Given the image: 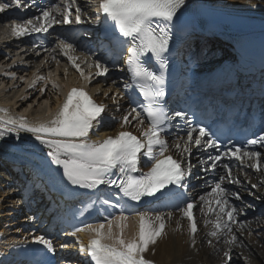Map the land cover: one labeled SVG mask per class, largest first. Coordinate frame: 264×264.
<instances>
[{"label":"snow or ice","instance_id":"6c2138e0","mask_svg":"<svg viewBox=\"0 0 264 264\" xmlns=\"http://www.w3.org/2000/svg\"><path fill=\"white\" fill-rule=\"evenodd\" d=\"M185 0H99L98 13L104 14L106 23L118 31L120 36L127 38V56L124 61L130 74L131 83L124 84L125 92L133 86L139 90L145 98V103L133 107L121 118V129L138 122L141 128L139 135L130 131L121 130L115 135H107L103 139H91V135L104 126V113L106 105L98 103L91 94L83 87H72L66 93L62 103L48 120L37 123H29L24 115L18 117L0 116V138L13 133L19 138L20 132L31 133L39 145L44 146L50 163L62 170V176L74 186L96 190L100 186H114L122 197L128 200L140 202L144 197L170 198L174 193L169 191V186L183 187L185 178L190 175L191 166L187 168L182 161L174 158L169 153L168 143L163 138L167 131L165 125L174 117L184 118L183 112H175L174 117L169 115L161 105L164 96L162 85L164 84L163 72H157L148 65L147 61L156 60L161 70L166 68L168 61L164 59V53L169 47V33L166 27L158 24L153 26L154 21H173L178 9ZM22 0H12V5L21 7ZM10 7L9 4H0V11ZM75 9L74 22L82 23L81 8L77 0H60V4L53 5L50 9L41 12L34 20H27L23 24L11 23L13 36H24L25 34L47 33L55 24L73 23L72 9ZM59 14L62 19H57ZM58 47L62 55L66 56L71 66L80 74V77L91 83L95 77L107 76L109 69L100 60H92L85 57L81 59L73 55L75 49L70 43L59 41ZM79 61V62H78ZM86 64L88 69L95 68V72H85L81 66ZM67 69H65V73ZM45 80V77L34 75L28 88H33L37 81ZM115 83V81H113ZM55 89L58 87L52 84ZM46 86L40 88L44 93ZM99 89H97V93ZM118 91L112 94L113 103H117ZM105 96L109 93L105 92ZM135 103V101H132ZM47 103V101H46ZM31 107V105L29 106ZM139 108V110H138ZM0 112L7 113L8 109L0 108ZM145 119L148 121L147 128H143ZM194 133H198L195 134ZM208 135L204 127L187 129V138L183 146L179 141L173 147L180 152L191 154V145L196 147H218L216 139L204 138ZM264 142V134L257 139L247 141L248 145ZM231 156L239 160L241 164L246 161H254L248 166L261 171V154L254 151H245L241 147L235 150L229 149L218 155L208 157L206 163L211 169H216L222 157ZM150 163L145 172L139 170L142 162ZM226 176L220 177L211 192L207 196H201V211L205 215L215 214L214 220H206L212 225V230L207 234L219 239L227 236L226 244H236L237 236L234 234L232 225L237 223V209L229 203L230 197L237 200L242 199L239 192H229L222 184L227 179L229 182L238 183L232 177L229 164H222ZM116 178L113 179L112 176ZM257 185L253 184L252 188ZM109 207H119L118 202L109 199L101 201ZM207 205V211L204 206ZM196 205L188 200L182 207H178L180 216L188 221L187 231L191 245L196 244L198 231L197 221L193 209ZM126 209L121 208L120 214L106 219L96 225H86L76 228L72 235L80 232L91 233L87 245L81 244L80 252L90 258L91 264H154L147 259L145 254L166 235V224L172 219L173 213H140L136 221V230L131 236L125 235L128 227V216ZM29 219H33L29 217ZM244 225L241 224V227ZM180 220L176 221V229H180ZM33 242L43 245L49 253H54L56 247L54 241L44 235H34ZM211 243V241H209ZM61 248L64 245H60ZM226 258L224 264L231 260L228 251L224 252ZM41 264V262H37Z\"/></svg>","mask_w":264,"mask_h":264},{"label":"bare ground","instance_id":"6f19581e","mask_svg":"<svg viewBox=\"0 0 264 264\" xmlns=\"http://www.w3.org/2000/svg\"><path fill=\"white\" fill-rule=\"evenodd\" d=\"M186 2L196 5L200 8H207L210 11H213L217 14H226L228 16H237V17H246L250 20H262L264 21V0H185ZM78 6L81 8V18L84 20L87 18H91L92 16L89 13L88 6L86 4L79 3ZM59 17V14H57ZM2 31V29L0 30ZM203 32V31H202ZM2 34V33H0ZM200 34V33H198ZM206 34H200L201 37ZM239 35H242V38H238ZM219 39L227 41V39L232 38V42L230 44L225 45L226 43L220 42L215 48L210 46V43L207 42L206 45L203 44V47L207 45L210 46V51H212L211 60L206 61L200 64V67L196 70V72H204V74L208 73L206 71L205 65H214L218 62L220 54L223 51H240V49L244 45L253 44L254 42L263 41L264 42V30L255 29L253 31H245V32H235V31H226L222 29V32H219L217 35ZM85 38V37H84ZM60 39V38H58ZM219 43V40H217ZM51 41L48 42V46L42 48V52H39L35 56L26 55L24 57L22 53L23 59L18 60L17 58H11L10 56L3 57L0 55V108H3L2 102H6V106L8 108L7 113L0 112V116H12L18 117L20 115H24L28 118V116L32 117L28 118L29 123H37L40 121L48 120L51 112L56 108V105L60 104L62 99V95L72 87H83L85 90H88L92 95L103 102L108 104L107 110L113 111L114 119L117 118L119 121V125H115L114 123H110L107 121V128L101 127L97 132L91 135V139H103L107 135H115L116 132L125 130V131H134L136 129V124L138 122H133L132 125L126 126L124 129H121V118L130 111L128 105H131L132 99L128 96L127 91L125 92L124 86H115L113 85L112 78L108 76L105 77H95L91 83H88L86 80L80 77L79 72H77L69 63L66 56L62 55L60 49L55 44H51ZM209 43V44H208ZM195 44H193L194 46ZM198 44V46H200ZM208 48V47H207ZM227 49V50H226ZM0 50H2V46H0ZM86 55V52L82 51ZM75 56L84 59L76 52L72 53ZM230 58V57H229ZM124 59L119 61V64L123 62ZM17 62H39L38 65L33 66L32 70L34 71V75H44L45 80L37 81L36 85L29 89L28 84L32 81L34 76L26 77L21 79V74H17ZM79 62V61H78ZM10 68H7L9 67ZM85 72L92 71L95 72V68L88 69L86 64L81 65ZM65 69L67 72L65 73ZM110 71L115 72L117 69L110 66L108 68ZM190 74L196 75L193 72V65H189ZM10 72V74L4 75V71ZM27 73H29L27 71ZM121 73L124 72L121 69ZM17 74V75H15ZM4 75V76H2ZM199 76L198 78H201ZM117 81H115L116 84ZM55 83L58 85L57 88H53L52 84ZM119 83H121L119 81ZM125 83H129L127 80ZM46 86V91L44 93L40 92L41 87ZM8 87L7 91L4 89ZM220 87L218 92H214V96L218 97L219 94L223 91ZM97 89L99 92L97 93ZM121 94L117 97V102L113 103L112 94L117 92ZM108 92L111 95L105 96L104 93ZM47 101V103H46ZM136 104V103H134ZM31 105V107H29ZM137 105V104H136ZM11 107V109L9 108ZM135 106H132V108ZM112 113V114H113ZM5 114V115H4ZM105 121V120H104ZM106 124V121L104 122ZM4 138H7L9 141H15L20 144L23 148H28L32 152H35L36 155L29 154L31 158L30 168H37L39 166H43L42 169L49 172L52 177L59 183L64 181L65 178L62 176V170L58 169L56 165L50 163V159L47 157V149L44 146L39 145L37 141H35L34 137L31 133L20 132L19 138L13 133L8 134ZM186 140V137L178 138L168 144L169 153L173 156L179 157L181 156L180 152H178L174 147L177 141L181 143L183 146V141ZM261 148L251 149L248 151L259 152L261 154L260 164L262 166L261 171H256L255 169L249 167L248 165L254 161H246L245 164H241L238 168H234V175L237 177L238 183L235 184V188L241 185L243 190H248L250 192H254V197H259L264 201V142L259 143ZM194 146V144L191 145ZM1 152V150H0ZM186 159H190V156H187ZM202 159H198V163H201ZM51 171H50V170ZM48 174V173H47ZM220 182V181H217ZM212 182L209 180L208 183H205V189L207 190L208 186ZM216 183V182H215ZM214 183V184H215ZM223 186L228 190L229 187L226 186V181L222 182ZM256 184V188H252V185ZM202 193H198L191 200L194 204L200 202L199 195ZM9 192L3 193L0 191V201L5 200L6 203L3 205L5 209L4 222L2 224V230L0 231V235H6L8 240H14L21 238L27 234H36L40 235L41 231L34 229L35 223H31L29 217L31 216H22L17 219V217L13 218L18 212V207H16L17 201H12ZM241 200V199H240ZM20 204V203H18ZM262 204V203H260ZM132 212V213H131ZM127 210L126 214L128 216V227L125 230L126 236H131L136 230V221L137 217L140 213H155L148 210ZM160 213H168L172 212L173 216L170 221L166 224V235L161 238L156 245L150 246V251L146 253L150 260L154 261V264H224L226 258L224 254L218 253L215 249L216 245H223L222 237L219 239L215 237L209 236L207 233L212 230V225L209 223L208 225H199L198 229L199 233L196 234V250L194 251L192 245L189 242V234L187 231L188 221L186 218L180 216V213H175L171 210H162L156 211ZM197 211H194L197 214ZM196 218V217H195ZM215 219V218H214ZM213 219V220H214ZM180 220L181 227L180 229H176V221ZM237 223L232 225V229L234 234L237 236V242H240V238L245 240V245L241 248L236 244H228L226 251H230L231 260L227 262V264H238L236 263V255L245 257L247 254V261L249 264H264V231L259 227V224L256 222L264 221V215L258 212L256 215L250 211L245 212L243 216H238L236 214ZM244 222V226L241 227V223ZM101 222L106 223L104 219H94L89 224L96 225ZM31 223V224H30ZM86 224V225H89ZM86 225H82L84 227ZM76 228H71L70 230H66L61 233H53L48 235L50 239H52L57 246H59V251L62 253L61 255L67 260V263L63 264H88L89 257L80 252L81 244L87 245L88 239L91 233L88 232H80L76 233V235H72ZM249 232V235L247 234ZM227 237V236H225ZM257 237V238H256ZM211 241V243H206ZM243 242V241H241ZM240 242V243H241ZM64 245L63 248L60 245ZM221 252V251H220ZM253 252V255L250 254ZM75 259L73 262L72 260Z\"/></svg>","mask_w":264,"mask_h":264},{"label":"rangeland","instance_id":"374dc122","mask_svg":"<svg viewBox=\"0 0 264 264\" xmlns=\"http://www.w3.org/2000/svg\"><path fill=\"white\" fill-rule=\"evenodd\" d=\"M237 260L239 261V259L237 258Z\"/></svg>","mask_w":264,"mask_h":264}]
</instances>
